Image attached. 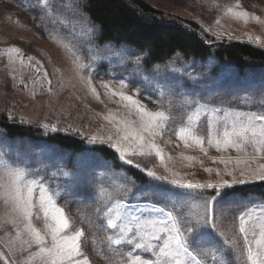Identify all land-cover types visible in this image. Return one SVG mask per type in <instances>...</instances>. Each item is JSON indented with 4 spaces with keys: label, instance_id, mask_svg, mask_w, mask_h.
<instances>
[{
    "label": "rangeland",
    "instance_id": "374dc122",
    "mask_svg": "<svg viewBox=\"0 0 264 264\" xmlns=\"http://www.w3.org/2000/svg\"><path fill=\"white\" fill-rule=\"evenodd\" d=\"M144 1L198 24L210 40L264 48V0ZM87 6L88 0H0V120L107 145L150 182L129 181L93 151L74 154L33 138H10L0 128V264L59 259L49 200L67 219L66 234H82V255L69 264H196L186 253L160 254L167 239L160 229L167 232L173 223L181 232L193 229L189 250L199 264H217L228 254L238 264L243 256L233 253L236 244L247 245L248 260L250 240L234 241L235 235L217 257L226 239L218 230L232 234L237 212L264 199L225 200L219 192L230 188L225 184L264 180V67L242 71L214 56L182 53L148 66L147 52L102 42ZM144 112L163 114L151 135L142 125ZM257 225L264 231V219ZM153 231L160 240L151 239ZM258 238L264 242V233ZM251 241L256 256L257 241ZM175 247L173 240L169 251Z\"/></svg>",
    "mask_w": 264,
    "mask_h": 264
},
{
    "label": "trees",
    "instance_id": "16d2710c",
    "mask_svg": "<svg viewBox=\"0 0 264 264\" xmlns=\"http://www.w3.org/2000/svg\"><path fill=\"white\" fill-rule=\"evenodd\" d=\"M86 10L92 21L100 27L102 42L128 44L147 52L148 66L182 53L187 58L214 56L223 62L234 63L242 71L264 67V48L242 41L210 40L201 32L198 24L166 14L144 0H88ZM0 128L10 138L29 137L56 144L74 154L93 151L129 181L139 185H148L150 182L144 171L124 164L113 148L103 144L89 145L86 139L77 134L47 132L29 124L9 121L5 117L0 120ZM208 192L216 194L214 191ZM219 193L225 200L251 196L264 199V180L237 184ZM209 223L204 222L207 229ZM201 247L207 249L206 245Z\"/></svg>",
    "mask_w": 264,
    "mask_h": 264
},
{
    "label": "snow or ice",
    "instance_id": "6c2138e0",
    "mask_svg": "<svg viewBox=\"0 0 264 264\" xmlns=\"http://www.w3.org/2000/svg\"><path fill=\"white\" fill-rule=\"evenodd\" d=\"M121 99L127 101L129 104H133V105L136 104V101L132 100L131 98L127 96L121 97ZM145 116L148 118V123L146 124L143 123V117ZM161 118H163L162 113L152 114V113L144 112L142 114V125H143L144 130L149 131V134L151 135L152 134L151 129L153 128L154 122ZM259 119H264V117H259ZM156 127H159V125L157 124ZM209 127L211 129L212 125L210 124ZM253 134L255 135V132ZM224 135H225L224 142L225 144H228L229 143L227 139L228 133L225 132ZM262 136H264V133H262ZM132 138L143 141V137L133 136ZM125 139H127V137H125ZM261 142L264 143V140H262ZM195 143L197 145H201L203 142L199 138H197ZM209 143H211V140H209ZM218 148H219V145H217V149ZM157 155H159V151H157ZM179 187L191 189L193 187H200V186L198 185L193 186L191 184H183V185H179ZM209 187H213V186L209 185ZM223 187H232V185L225 184L223 185ZM29 195H31V191L29 192ZM48 205L50 208L51 218L54 221V223L57 225V227L53 229L51 239L53 241V245L55 248L54 255L59 257V259L54 260L53 264H69L70 261H73L76 259L77 254L82 255L81 249L79 247V241H80L82 234L79 231H77L75 232L74 235H67L66 233L69 228V223L67 219L64 217L63 212H61L59 208L55 207L52 204L51 200L48 201ZM159 210L161 212L165 211L163 208H160ZM45 215L47 217L49 213H46ZM246 215L247 213L240 215L238 217V220L240 222L239 231L241 234H245L246 232V229H245ZM27 216H28V213L25 212V217ZM169 216H171V213H169ZM117 219H120L119 215H117ZM210 220H211V216L208 217V221H206V223H209ZM109 224L110 226H114L111 220L109 221ZM151 224L153 227H155L156 222H151ZM30 230L35 235L36 243L43 244L44 240L40 236V234L36 232L35 229H30ZM121 231H123V229H121ZM192 232H193L192 228H187L181 232L177 228L175 223H173L171 230L167 232L165 231L164 228H161L160 233L164 234L167 237V239H165L162 247L159 250L160 254L166 255L169 257V259H171L174 255H179L180 253H186L188 257H190L193 261L196 262V264H199L197 257L193 255V250H189L190 237H191ZM160 238H161L160 234H157L156 231H153L151 233V239L160 240ZM109 239H111V237H109ZM173 240L176 241V247L174 251H169L171 241ZM41 251H44V249H41ZM262 258H264V246H260L259 242H257L256 256H253L251 250L249 249L248 250V260L250 261V264H264V259ZM76 264H80L79 260H76ZM84 264H87V261H85Z\"/></svg>",
    "mask_w": 264,
    "mask_h": 264
},
{
    "label": "crops",
    "instance_id": "0c3cea01",
    "mask_svg": "<svg viewBox=\"0 0 264 264\" xmlns=\"http://www.w3.org/2000/svg\"><path fill=\"white\" fill-rule=\"evenodd\" d=\"M252 197L258 198L260 200L263 199L259 196H251V197H247V198H252ZM247 198L243 197L242 199H247ZM238 199L240 201L241 198H238ZM262 208H264V205H262V206L261 205H254L251 208L249 207L247 210L241 209V211H238L237 214L235 215L236 227H234V229H235L234 232L231 234V233H223V232L220 233V231H219V234H217V236L219 237L222 235V237L225 236L226 239L223 238L224 239V243L222 245L223 249L222 250L220 249L217 251L218 252V253H216L217 257L221 255L220 254L221 252H223V253L225 252V250H224V249H226L225 243L228 240V238H230V235H235L234 241H240L242 239V236L248 238L250 240V246L253 247L254 250L256 248V244L253 241H251V239L254 241L260 242L261 244L264 243L260 238H258L259 233H264V231H259L260 228H259V225H257L258 222L263 221V219H264V210ZM245 213H247L246 218L248 219V220H245L246 232H245V234H241L239 231V223L240 222L238 220V217L240 215L245 214ZM253 221H254V224H253ZM222 224H223V221H222ZM219 239H220V237H219ZM237 247H238V249H237ZM246 250H247L246 244H244L243 246H241L240 244L239 245L236 244V248L234 249L233 253L237 252L240 256H243L240 258V260L238 259V264H250V261L247 260L246 256H245V255H247ZM254 250H251L252 254L254 253L253 252ZM227 251L229 252L228 249H227ZM228 255H224L223 259L221 261H218L217 264H234L233 260H235V259L232 258L233 254L232 255L228 254ZM206 259H207V261H209L211 263L210 258L208 256L206 257Z\"/></svg>",
    "mask_w": 264,
    "mask_h": 264
}]
</instances>
